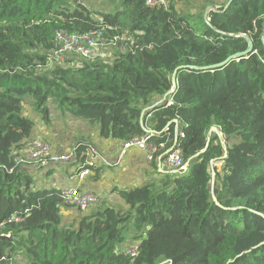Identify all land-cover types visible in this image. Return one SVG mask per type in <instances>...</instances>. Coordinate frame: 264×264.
I'll use <instances>...</instances> for the list:
<instances>
[{
    "label": "trees",
    "instance_id": "obj_1",
    "mask_svg": "<svg viewBox=\"0 0 264 264\" xmlns=\"http://www.w3.org/2000/svg\"><path fill=\"white\" fill-rule=\"evenodd\" d=\"M168 1L95 9L0 0V264H264V198L255 194L264 191V0H228L208 22V5L196 21ZM100 29L130 37L108 52L121 49L111 62L70 56L48 68L58 31ZM245 36L253 47L241 55ZM27 97L46 123L54 98L63 113L99 124L102 139L148 136L181 149L188 169L121 189L127 211L75 209L65 222L62 189L38 186L33 165L14 153L36 125L23 112ZM92 146L77 143V172ZM101 170L92 168L94 178ZM128 239L139 245L135 257Z\"/></svg>",
    "mask_w": 264,
    "mask_h": 264
},
{
    "label": "crops",
    "instance_id": "obj_2",
    "mask_svg": "<svg viewBox=\"0 0 264 264\" xmlns=\"http://www.w3.org/2000/svg\"><path fill=\"white\" fill-rule=\"evenodd\" d=\"M226 3L228 0H202L198 6L208 5L215 10L216 7ZM158 100L161 101V97ZM30 117L36 121L32 136L47 140L56 151H74L77 143L85 140L95 145L97 150L111 161L110 166H107L108 168L103 169L102 167L97 179L94 178L96 174L91 171L83 180L78 179L75 164H63L67 166L58 170L57 173H53L51 177L49 175L53 172L54 164L33 166V172H40L43 168L48 171L49 179H46L47 183L43 186L44 188L65 189L79 186L80 189L92 190L98 195L99 201L96 204L98 209L106 205L127 211L129 207L119 194L121 189L148 184L154 179H160L164 173H168L165 164L162 165V170L160 168L156 170L152 163L147 160L145 152L137 146L130 147L125 155H121L124 142L102 139L99 124L75 117H67L66 114L60 112L58 107H50L51 120L49 123L44 122L38 112L37 114L31 113ZM91 126L94 129L93 132L88 131ZM69 127L72 129L73 135L79 133L76 139L69 135ZM89 135H92L93 141L88 138ZM62 213L65 215L63 216L65 222H72L79 214L74 208L68 207H64ZM132 243V240H128L125 246Z\"/></svg>",
    "mask_w": 264,
    "mask_h": 264
},
{
    "label": "built area",
    "instance_id": "obj_3",
    "mask_svg": "<svg viewBox=\"0 0 264 264\" xmlns=\"http://www.w3.org/2000/svg\"><path fill=\"white\" fill-rule=\"evenodd\" d=\"M145 5L150 8L163 7L167 9L170 4L168 0H144ZM128 33L108 38L102 29L93 30L87 33H69L67 31H58L55 37V46L49 57L50 64H62L70 56H78L83 59L95 60L105 57L109 51L116 48L120 43L129 40ZM174 86L172 87V91ZM167 105L172 102L168 100ZM178 130V127H177ZM148 134H152L151 131ZM219 136L223 139L222 144L226 148L222 133ZM137 146L142 149L150 163L159 162L163 158L168 173L186 172L188 166L185 162L183 151L175 146L166 149L164 143L155 144L150 141L148 136L135 138L133 141L124 143L121 155H125L130 147ZM75 150V149H74ZM14 153L19 155V161L23 164H32L33 166H44L47 164H73L76 160L75 151L58 152L54 146L38 137L28 138L21 146L20 150ZM88 154V162L83 170L77 173L79 180H83L86 175L91 173L93 167L110 166L111 161L97 148L92 146ZM214 164V163H212ZM220 169L224 168V161L214 164ZM215 172H213V177ZM63 204L65 207L74 208L80 211H88L99 201L98 195L92 190H83L77 187L62 189ZM138 243H132L126 247V253L132 257L138 254Z\"/></svg>",
    "mask_w": 264,
    "mask_h": 264
},
{
    "label": "rangeland",
    "instance_id": "obj_4",
    "mask_svg": "<svg viewBox=\"0 0 264 264\" xmlns=\"http://www.w3.org/2000/svg\"><path fill=\"white\" fill-rule=\"evenodd\" d=\"M84 1H86L91 7L95 8V9H109V8L113 9L112 8L113 7L112 2H110L111 0H84ZM208 1H210V0H208ZM170 2L176 3L177 4V7H178V10L181 13L185 14V16L190 17V16L193 15V17H194L193 20H196V21H198L199 16L200 15H203V13H204V10L202 9L203 6L202 5L201 6H198L199 4H201L202 0H170ZM204 19H205V17H204ZM195 27H198V24H195ZM120 50L121 49L119 48V49L113 51L114 52L113 57L116 55V53H119ZM113 57L107 56V57H105L103 59H99V61H101V62H105V61L111 62L113 60ZM71 59L72 60H78L79 57H77V56H71ZM65 63H68V61H66ZM55 64L56 63L49 64L48 65V68L51 69V70L54 69L56 67ZM48 107H49V109H50V107H53V108L58 107L57 101L54 98H50L49 101H48ZM31 108H33V109L31 110ZM23 112H24V115H26V116H30L31 113L37 114V110H36V106H35V103H34V99L32 97L25 98V100H24V111ZM60 112L62 114H66L67 117H74L71 114H69L68 112L63 113L61 110H60ZM88 131L89 132H93L94 131V129L92 128V126L90 127V129ZM72 132L73 131H72L71 127H69V131H68L69 135L71 136V138L76 139L77 136L79 135V133H76L75 135H73ZM88 138L91 141H93L92 135H89ZM64 166H67V165L54 164L53 172H52V174L50 173V175L48 174V171L45 170V168H43V170L40 171V172L34 171L33 174H34L35 179L37 181V185L43 188V186L46 185V183H47L46 182L47 181L46 179L48 178V175H49V177H51L53 175V173L54 174L57 173V171L60 170V169H62ZM100 167L101 168L103 167V169L108 168L107 166H104L103 164ZM216 167H218V166H216ZM255 194H257L258 197H260V198H264V191H261L259 193L256 191ZM95 209H98L96 207V204L93 205L88 210V212L90 213L92 210H95ZM63 211H64V209L62 210V212ZM62 216H65V215L62 213ZM128 237L131 238L132 237V234L129 233L128 234Z\"/></svg>",
    "mask_w": 264,
    "mask_h": 264
},
{
    "label": "water",
    "instance_id": "obj_5",
    "mask_svg": "<svg viewBox=\"0 0 264 264\" xmlns=\"http://www.w3.org/2000/svg\"><path fill=\"white\" fill-rule=\"evenodd\" d=\"M211 10H214V8L213 7H208L207 10H206V12H205V16L204 17H205V19H206L207 22H208V13ZM245 38L249 40L248 36H245ZM252 47H253V43H252V41H250V49L247 52L242 53L241 55H244V54H247L248 52H250L252 50ZM241 55L240 54H237L236 57H239ZM174 82H175V79H174ZM172 92H173L172 90L169 91L165 97H168ZM211 132H217V134H219L218 128L215 127V126H213L211 128ZM187 166H189V163H187ZM159 168L162 170V164L161 163H159ZM1 238L5 239V238H8V237L7 236H1Z\"/></svg>",
    "mask_w": 264,
    "mask_h": 264
}]
</instances>
